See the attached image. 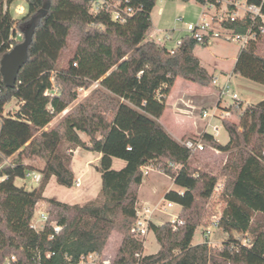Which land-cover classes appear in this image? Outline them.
<instances>
[{
	"label": "trees",
	"instance_id": "trees-1",
	"mask_svg": "<svg viewBox=\"0 0 264 264\" xmlns=\"http://www.w3.org/2000/svg\"><path fill=\"white\" fill-rule=\"evenodd\" d=\"M15 1L0 0V176H7L0 181V262L14 255L12 264H78L83 255H102L118 230L124 237L113 264H264V99L241 109L226 108L238 118H222L230 137L225 145L202 134L213 147L229 153L216 174L200 171L192 160L204 150L192 153L159 118L178 77L210 86L214 76L195 55L199 43L194 39L183 36L173 52L148 39L157 0H131L141 8L125 22L113 21L108 12L93 14L91 0H26V13L15 17L10 10ZM249 1L262 3L264 12V0ZM249 22L228 26L244 32ZM33 23L28 61L15 86L6 87L1 60L17 44L18 30L24 33ZM73 29L76 48L66 67L58 69ZM262 43L264 34H259L242 46L233 71L264 84ZM97 80L100 85L84 101L45 129L77 98L71 88H90ZM13 99L20 101L19 111L2 116ZM64 141L102 154L96 165L102 180L100 202L70 204L44 196L52 176L63 186L75 184L71 156L60 151ZM13 156L18 158L5 163ZM24 157H39L43 166L25 163ZM113 158L126 165L113 168ZM148 165L174 179L178 189L167 190L165 198L181 205L179 218L184 223L174 230L170 220L152 221L150 230L160 249L143 255L144 239L132 228L138 219L143 167ZM30 171L42 173L40 186L17 185L16 179H25ZM220 176L225 180L219 194L226 205L218 226L230 237L215 250L205 239L192 241ZM42 201L49 204V215L37 231L32 222ZM256 214L260 218L254 221ZM54 220L61 226L58 233L51 225ZM232 232L248 233L252 246L242 245Z\"/></svg>",
	"mask_w": 264,
	"mask_h": 264
},
{
	"label": "rangeland",
	"instance_id": "rangeland-1",
	"mask_svg": "<svg viewBox=\"0 0 264 264\" xmlns=\"http://www.w3.org/2000/svg\"><path fill=\"white\" fill-rule=\"evenodd\" d=\"M25 6V8L22 5ZM27 2L26 0H16L10 6V10L15 17H20L21 15L25 14L27 11ZM162 8L163 12L160 14L159 9ZM203 6L198 0H157L156 5L151 12L152 18V28L150 32L147 34L148 39L156 40L159 36L163 35L167 30V33H174L172 40H167L166 45L168 47L175 46L176 42L175 39L180 38L182 35L186 33L187 24L190 22H197L202 14ZM22 12V14H20ZM170 29H174V32ZM166 35V33L164 34ZM17 43L21 42L24 39V34L20 30L17 33ZM158 41V40H157ZM77 44V31L75 29L72 30V33L69 37L67 47L61 52L60 59H59V66L58 69H62L66 67L68 60L72 57L73 52L76 48ZM198 52L202 55L205 62L211 66V68L215 67V64L222 63L226 67L230 66L234 61V57H238L241 43L238 41H228L223 40L220 38H213L211 39L208 44H197ZM259 47L262 48V52L264 53V44H260ZM213 70V69H212ZM214 72H218L214 69ZM184 78H179L175 85L173 86L172 92L173 94L170 96L168 101V108L166 110V115H170L171 111L176 107V97L179 91L183 88V80ZM100 85V80L94 82V84L90 88H71L72 91L76 92L77 98L70 104V106L61 114H59L54 120L53 124H50L48 128H52L55 126L65 115L69 112L73 111L74 108L84 101L88 95L90 94L91 90L95 87ZM20 101L18 99H13L11 102L7 103L5 106L4 112L2 116H9V115H16L20 109ZM212 111V108L209 109ZM218 115H220L221 111L217 110ZM235 116V117H234ZM0 117V126H1V119ZM226 118L229 121H236L238 115H232L230 113L227 114ZM191 120H188V126L191 125ZM52 125V126H51ZM47 129V128H46ZM182 130L181 132H184ZM224 135V130H223ZM221 137L222 140L223 136ZM84 137H87L83 134ZM198 136V134L191 135L189 137ZM188 137H184L185 140ZM206 149L202 153L201 156L205 157H212L210 159L209 166L212 171L216 172L219 170L220 164L219 161L225 156V153H220L218 156L213 155V151L208 146L209 143L206 144ZM71 147V148H70ZM75 146L72 144L67 143L66 141L62 142L60 146V151L62 153H66L67 155L71 156V160L69 165L73 168L75 178H81V185L76 186L75 184L72 187H66L59 184L56 180L55 176H52L47 183L44 189V195L49 198H53L56 200H60L66 203L74 204H84L88 201L95 200L100 202L102 200V196L100 195L101 189V173L97 171L95 168V164L98 163L96 159L98 152L81 148L79 147L77 150L74 149ZM70 149L75 150L73 152ZM18 156H13L12 158L7 159L5 163H10L15 161ZM24 162L32 163L36 166H43V160L39 157H24ZM198 159H193L192 163L197 165ZM125 165V160L121 158H114V165L113 168L120 169ZM210 168V169H211ZM149 173L145 176V179L148 181L143 192H147L154 196L156 202H160L162 209H165L164 212H157V214L153 217V222L160 223L161 221L165 222L171 219L175 214L179 212V207L173 206L168 207L167 202L168 200L163 195V192L170 188V189H178V186L172 182L170 176L164 174L154 165H148ZM159 171V172H158ZM202 171V170H200ZM17 184H22L29 188H36L39 187L42 181L38 184L32 181L31 177L24 179L22 182L20 179L16 180ZM151 185V186H150ZM100 197L98 198V196ZM226 202L224 199L221 198L219 193L213 195L209 199V202L205 206V210L202 215L201 225L197 228L193 241V244L201 243L204 241V233L207 229H209L211 234V245L212 249L220 250L224 246V242L228 240L230 237L229 234L225 233L222 228L215 227V215H220L223 211ZM42 212H49V204L45 201H42L37 207L35 211V217L38 218ZM49 215V214H48ZM259 215L256 214L254 216V221L259 219ZM54 222H57L54 220ZM44 222L38 224V227H44ZM216 224V223H215ZM233 237L240 236L242 234L237 232H232L231 234ZM124 235L118 231L114 230L102 255H98L99 261H109L108 263L113 264L120 245L122 244ZM247 237L251 238L250 235ZM160 249V244L157 241V238L152 230L149 231L148 235L144 237V252L146 254H153L156 253Z\"/></svg>",
	"mask_w": 264,
	"mask_h": 264
},
{
	"label": "built area",
	"instance_id": "built-area-1",
	"mask_svg": "<svg viewBox=\"0 0 264 264\" xmlns=\"http://www.w3.org/2000/svg\"><path fill=\"white\" fill-rule=\"evenodd\" d=\"M202 6L203 11L199 20L195 23L190 22L187 24L186 33L180 38L175 39V46L169 47L173 52L175 48L181 45L182 37L187 36L194 39L200 44H208V42L213 38H220L228 41H238L242 46L248 45L252 40L258 38L259 34H264V12L262 9V3L251 2L249 0H198ZM7 9V5L4 6ZM141 6H133L131 0H91L90 1V11L93 14H98L101 12H108L113 21L125 22L129 16L139 11ZM163 9H159L161 14ZM22 14V12L20 13ZM249 20L247 29L244 32L236 31L235 28L228 26V23H245ZM174 32V29H170ZM166 33V35H164ZM165 33L158 38L155 37V41L159 43L166 44L167 40L173 39L174 33ZM241 46V47H242ZM212 85L216 86L218 90V96L220 100H229L230 106H234L237 109H241L245 106L244 100L242 99L239 92L234 88L231 81V75H228L225 79H221L219 76H214L212 79ZM47 91L46 93H48ZM229 111L226 112L222 118L226 117ZM204 117H217L216 113L204 111ZM217 130L218 128L215 127ZM207 140L204 139L203 135L188 137L182 141L187 148L191 150L192 153L198 151H203L206 149ZM71 152L74 150L70 149ZM264 152V151H263ZM144 175L149 173L148 166L143 167ZM31 177L32 181L35 183H40L42 181V173L36 171H30L26 174V178ZM7 178L6 175L0 176V181ZM75 184L80 186L81 179L77 178ZM224 187V181H218L214 188L213 195L220 193ZM175 202H167L168 207H172ZM136 211L138 219L132 228V232L140 236L142 239L146 237L150 231V223L157 212H164L160 202L155 204H136ZM220 215H215L214 226H218V219ZM173 223V229H177L179 225L183 224L184 221L179 218V215H174L169 219ZM48 221V214L42 212L38 218H34L32 222V227L37 231L41 230L42 227H38L41 222ZM216 223V224H215ZM44 224V225H45ZM51 225L54 227L55 232L58 233L61 226L57 222H52ZM211 234L209 229H206L204 233L205 240L211 245ZM248 233H245L242 237L236 236L235 238L242 241V245L251 247L252 239L247 237ZM53 237V235L51 236ZM143 254V253H142ZM141 257V254H137ZM15 260V256L12 255L7 257L0 264H12ZM100 262L104 264H110L109 261H99L98 254L90 253L83 255L78 264H99Z\"/></svg>",
	"mask_w": 264,
	"mask_h": 264
},
{
	"label": "crops",
	"instance_id": "crops-1",
	"mask_svg": "<svg viewBox=\"0 0 264 264\" xmlns=\"http://www.w3.org/2000/svg\"><path fill=\"white\" fill-rule=\"evenodd\" d=\"M22 6L25 8L24 5ZM194 53L197 57H199L201 64L213 76H219L221 79H225L228 75H231V81L233 83V86L241 95L242 99L244 100L245 105L251 104V103H257L258 101L264 99V84L253 81L249 78H246L244 76L234 73L233 69L235 67L237 57L233 58L234 61L232 62L230 66L226 67L222 63H219V64L217 63L215 64L214 68H211V66H209V64L205 62L202 55L198 52L197 46H195L194 48ZM214 69L217 70L218 72L217 73L214 72ZM179 78L181 77H178L175 83L177 82ZM183 80H184L182 83L183 88L181 91H179L176 97V107L171 111L170 115H166L167 114L166 110L168 108V101H169L170 96L173 94L172 89L175 83L172 86L171 91L169 95L167 96L166 109L163 115L159 118L160 123L171 134V136H173L177 141L181 143L184 137H189L195 134L201 135L207 132L213 136V139L215 141H218L222 145H225L230 140V137H229L227 130L222 124V116L226 114L227 112L226 108L230 106V101L228 99L225 101L224 100L221 101L218 96V90L216 86L214 85L201 86L190 80H187V79H183ZM210 108H212V111L209 110ZM218 109L221 111L220 115H218L217 113ZM204 111L216 113L217 117H204L203 116ZM188 120H191L192 122L191 125L189 126H188ZM50 124H53V121ZM50 124L48 126H50ZM48 126L46 127L47 129H49ZM215 127H217L218 129L216 130ZM182 130H185V131L181 132ZM223 130H224V135H223ZM83 134L85 133L80 132L81 138L84 141H89V137L86 134L85 135L87 137H84ZM222 135L224 136L223 139L225 140L221 139ZM208 146L213 151V155L218 156V154L220 153H225V156L219 161L220 167H222L226 162L229 152L218 150L215 147H213L210 143ZM79 147L75 146L74 149L77 150ZM101 155L102 154L98 152V155L96 157V159L98 160V163L100 161ZM210 159L212 160V157L210 158L209 156L208 157L201 156L200 158H198V162L196 164L199 165L198 166L199 170H206V171H210L216 174L217 171L216 172L212 171L213 168L209 166ZM25 163H28V162H25ZM98 163L95 164V168H96V165H98ZM113 165H114V158H113ZM125 165H126V162H125ZM71 169L73 170V168ZM36 172H39V171H36ZM77 178H80V177H76L75 179ZM18 179H20L22 182L24 181V179H21V178H18ZM171 179H172V182H174V179L173 178ZM224 180L225 178L223 176L219 177V181H224ZM147 182L148 181L145 179V176H144L143 182L141 186L139 187L137 204L158 203L156 202V199L154 198L153 195L147 192H143V189L145 188ZM17 185H24V183L17 184ZM101 186H102V180H101ZM169 189L170 188L166 189L163 192L164 196L167 190ZM100 192H101V189H100ZM100 195L98 196V198L100 197ZM91 201H94V200H91ZM173 206L179 207V212L175 214V215H179L181 208H182L181 205L178 203H175ZM162 223L163 221L157 224H162ZM143 255H146L144 250H143Z\"/></svg>",
	"mask_w": 264,
	"mask_h": 264
},
{
	"label": "water",
	"instance_id": "water-1",
	"mask_svg": "<svg viewBox=\"0 0 264 264\" xmlns=\"http://www.w3.org/2000/svg\"><path fill=\"white\" fill-rule=\"evenodd\" d=\"M35 33L34 23L24 30V39L13 46L1 60V73L6 87L15 86L21 68L28 61L29 47Z\"/></svg>",
	"mask_w": 264,
	"mask_h": 264
}]
</instances>
